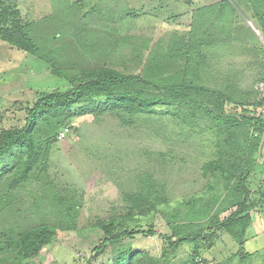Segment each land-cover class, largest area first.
<instances>
[{"label":"trees","instance_id":"16d2710c","mask_svg":"<svg viewBox=\"0 0 264 264\" xmlns=\"http://www.w3.org/2000/svg\"><path fill=\"white\" fill-rule=\"evenodd\" d=\"M254 1V17L264 35V0ZM224 2L193 8L188 37L181 39L189 44L179 49L173 46L169 54H150L140 73H125L108 65L83 69L70 78L67 91L42 92L20 107L23 122L0 132V216L15 206L24 189L36 184L53 187L49 179L53 145L63 129L73 126L74 118L110 115L124 126L154 121L168 139L177 135L195 140L204 155L203 177L222 183L223 190L208 200L192 196L185 202L188 211L182 212L178 209L182 202L172 206L168 184L160 183L158 191L151 175H146L137 190L123 194L110 216L96 219L93 225L103 237L94 248L95 260L106 255L104 264H195L201 256L214 262L203 253L215 246L222 231L243 245L251 211L256 208L252 179L264 147V89L242 86L236 73H224L213 57L199 56L204 53L203 44L238 41L241 16L236 4L226 8ZM36 34L35 24L24 17L17 0H0L1 41L44 60L46 53ZM260 81L264 84V77ZM52 198L57 205L53 203L51 213H62L69 227H76L80 205L58 193ZM263 201L264 189L259 203ZM157 215L166 219L172 233L158 232L153 223ZM144 219L149 222L147 230ZM58 227L47 220L7 225L0 230V261L8 251L17 260L37 256L54 243ZM139 235L162 236L161 255L122 245L124 238ZM188 242L195 244L192 252L178 259L179 248Z\"/></svg>","mask_w":264,"mask_h":264},{"label":"rangeland","instance_id":"374dc122","mask_svg":"<svg viewBox=\"0 0 264 264\" xmlns=\"http://www.w3.org/2000/svg\"><path fill=\"white\" fill-rule=\"evenodd\" d=\"M17 1L24 17L35 24L47 58L40 60L0 40V132L22 123L25 116L20 107L24 108L40 93L71 88L70 78L83 69L108 65L125 73L138 72L141 63L132 56L130 43L139 41L141 28L149 29L154 22L162 24L161 28L155 27V36L166 42L173 31L183 33L188 29L193 8L222 0ZM230 3L237 5L241 16L239 28L245 31L248 19L254 18L255 1L227 0L222 4L229 8ZM253 38L255 35L249 30L243 34L244 42L256 41ZM211 52L225 56L219 62L224 73H236L238 77V71L244 69V76L239 77L242 86L264 89L258 67L251 63V53H238V41ZM72 123L74 127H67L66 137L58 138L53 145L49 167L53 187L36 184L24 189L15 206L0 216V230L14 223L30 225L41 220L57 225L59 233L54 243L26 260H17L8 251L0 264H87L90 260L92 264H104L106 255L94 259V248L103 235L93 224L98 217L110 216L123 194L137 190L146 175H151L158 191L160 183L168 184L172 206L179 207L177 202H182L178 208L182 212L188 211L185 202L192 196L202 195L208 200L223 190L222 183L203 177L200 168L204 155L197 142L177 135H169L168 139L154 121L124 126L107 115L79 116ZM263 167L260 164L256 168L252 187L256 185V176L261 179ZM55 193L80 205L74 219L76 227H69L68 218L62 213H51L53 203L57 205L52 198ZM18 208L20 212L16 214ZM261 208L262 216L253 214L243 245L232 234L222 231L215 246L203 255L216 264H264V207ZM153 221L159 233H172L164 217L157 215ZM182 222L185 221L179 223ZM143 223L147 230L149 222L144 219ZM122 245L155 257L161 255L164 246L160 235L126 237ZM194 246L193 242L181 245L178 259L187 257Z\"/></svg>","mask_w":264,"mask_h":264},{"label":"crops","instance_id":"0c3cea01","mask_svg":"<svg viewBox=\"0 0 264 264\" xmlns=\"http://www.w3.org/2000/svg\"><path fill=\"white\" fill-rule=\"evenodd\" d=\"M214 3H216V2H214ZM209 4H212V3H208L206 5H209ZM190 13L192 14V12H190ZM191 14H189L190 18H191ZM155 16H157V15H152V16L148 15L149 18L154 17V19H156L157 17H155ZM248 21H249L248 27H246L247 29H245V31H243V29L239 28V23L241 22V19H238V53L241 52V54H242V53L250 52L252 55V59H253L252 62L251 61L250 62L252 64L257 65V67H258V75H259L258 77H264V35L262 34L260 29L258 28V21L255 17L253 18V16H252L251 18L248 19ZM157 26H159L161 28L162 24H160V23L157 24L154 22L153 25L148 27L149 29L141 28V33H140L141 36L139 37V41L137 43H130V45L132 47V51H131L132 56L134 58L138 59L139 62L141 63L139 71L136 73L141 72V69H143L145 62L148 59V57L150 56V54H152L156 51L158 53H160L161 55L169 54V51L173 46L179 49L181 46L185 47L186 45L189 44L187 40L184 41L183 43H181V39H186L188 37L189 31H190V24L188 25L189 26L188 29L183 33H180L179 30L173 31L172 35H170V37L167 38L166 42L161 40V38H157L156 37L157 35L155 36V32H156L155 27H157ZM246 30L251 31L255 35L256 41H254L255 38L252 39L254 42H251V43L243 41V34L246 32ZM149 33H151L152 35L151 34L148 35ZM171 40L173 42H170ZM232 44L228 45V46H232ZM226 46H227V44H225V43H222V44L217 43L213 46L208 45V44H203L200 47V49H202L204 51V53H201V55H199V56L201 58H204V56H206L204 59H207V60H210L211 57H213L215 62L218 65H220L219 62H220L221 58L225 57V56L224 55L222 56L220 53H217V52L213 53V52H211V50L218 48V50L220 51V50L225 49ZM171 53H173V52H171ZM173 55H175V53H173ZM176 55H178L177 52H176ZM178 57H181V56H178ZM179 60H181V58ZM133 73H135V72H133ZM244 74H245L244 69H240L238 71V77H243ZM258 161H259V164L257 167H259L260 164H264V154H262L260 156V158H258ZM255 172H254V174H255ZM260 178L261 179H259L256 176V179H255L256 185L254 187H252L253 191L256 193L254 195L256 198V208L251 211L252 221H253V214L257 213V214L261 215L260 214L261 213L260 208H261V206L264 207V201L259 203L260 193L264 189V169L262 170V175H260ZM253 179H254V176H253ZM253 179H252V181H253ZM261 209H263V208H261ZM252 221H251V223H252Z\"/></svg>","mask_w":264,"mask_h":264},{"label":"built area","instance_id":"2783aa9c","mask_svg":"<svg viewBox=\"0 0 264 264\" xmlns=\"http://www.w3.org/2000/svg\"><path fill=\"white\" fill-rule=\"evenodd\" d=\"M68 131H69L68 128L63 129L60 132L58 138L59 139H63L64 137H66ZM195 262H196L195 264H214V262H207V261H205L204 258L201 257V256L196 257Z\"/></svg>","mask_w":264,"mask_h":264}]
</instances>
